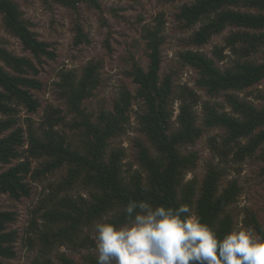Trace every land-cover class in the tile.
<instances>
[{
    "label": "trees",
    "instance_id": "16d2710c",
    "mask_svg": "<svg viewBox=\"0 0 264 264\" xmlns=\"http://www.w3.org/2000/svg\"><path fill=\"white\" fill-rule=\"evenodd\" d=\"M56 1L76 8L78 2L87 0ZM88 1L100 6L96 0ZM0 13L5 29L17 36L24 49L37 60L56 57L50 44L40 40L31 30L16 1L0 0ZM177 17L186 27L201 23L190 40L198 46L232 27L224 44L215 47L214 57L198 50H185L179 54L185 64L197 69V85L212 95L225 91L231 107V111H225L217 103L205 101L201 123L196 110L200 103L198 93L188 85H182L178 90L170 76L164 79L160 76L165 41L160 24L145 29L149 65L145 69L135 64L131 71L138 85L135 94L124 87L112 110H103L97 115L89 112L84 102L94 95L101 82L100 65L91 62L81 75L73 70L64 72L59 83L60 96L72 120L67 122L63 109L51 107L38 128L30 119L27 129L18 122L21 106L28 112H36L41 106L33 92L42 88V82L32 75L38 72L37 66L32 58L0 45V114L3 115L0 118V191L15 199L29 196V174L40 178L47 172L68 166L58 190L66 191L81 184L90 192L89 199L67 195L52 197V206L43 214L46 223L41 240L46 249L55 244L76 242L84 226L110 213L112 217L108 222H125V208L130 200L173 208L187 205L202 222L215 228L221 239L234 230V218L227 208L239 196L238 181L230 180L221 190L224 169L210 164L198 194L195 181H185V175L196 166L199 157L196 152H184L183 148L201 137L206 128L221 127L225 134L222 143L214 145V149L222 160L232 155V161L241 162L254 156L260 148V156L264 159V89L257 97L263 102L262 106L229 92L264 81V0H195L184 4ZM78 31L79 42L85 34L80 28ZM259 54H263L262 59L256 58ZM226 58H230L231 63L223 69L218 62ZM137 99L143 108L138 112L140 130L154 152L149 145L137 141V159L147 175L134 171L126 176L122 166L124 150H109V146L112 138L125 131L133 102ZM176 100L180 107L178 126L174 128L173 103ZM65 123L80 135L78 143L72 144L66 133L58 128ZM26 143L28 148L25 150ZM43 157L45 160L40 167L33 169L32 158ZM14 160L18 162L13 163ZM249 218L264 237L258 220ZM16 219V211L0 210V264L3 259L16 255L19 233L11 228ZM60 259L62 264H76L65 254ZM97 261L90 258L91 264H97ZM33 264L53 262L45 256Z\"/></svg>",
    "mask_w": 264,
    "mask_h": 264
},
{
    "label": "rangeland",
    "instance_id": "374dc122",
    "mask_svg": "<svg viewBox=\"0 0 264 264\" xmlns=\"http://www.w3.org/2000/svg\"><path fill=\"white\" fill-rule=\"evenodd\" d=\"M14 1L18 3L31 30L40 40L49 43L50 48L56 53L53 59L42 57L41 61L37 60L31 52L24 49L17 36L5 29L3 16L0 13V45L18 55L32 58L38 69V72L32 75L42 82L41 89L33 90L41 102L40 108L36 112H28L23 106L20 108L18 122L24 128H28V119L35 127H40L45 119L46 111L51 107L63 109L67 122H70L72 115L67 113L66 103L60 96L59 83L64 72L73 70L81 75L84 68L91 62L100 65L101 82L94 95L84 102L89 112L97 115L103 110H112L116 98L124 87L135 94L138 85L134 82L131 71L135 64L148 68L149 50L147 39L144 38L145 29L158 24L161 25L165 36L162 44L161 78L170 76L176 89L179 90L180 86L188 85L198 93L200 103L196 106V110L200 123L203 119L205 101L217 103L221 110L231 111L226 101V92L212 95L205 88L198 86L197 69L185 64L179 55L185 50H198L214 57L215 47L222 46L232 31V27H227L201 46L191 43L192 35L201 23L186 27L179 21L177 15L184 4L195 0H96L100 6L87 0L78 2L76 8L63 5L56 0ZM79 28L85 34V38L78 42ZM225 52L229 53V50L226 49ZM262 56L263 54H259L256 58L262 59ZM218 63L224 69L231 63V59L226 58ZM262 89H264V81L242 90L229 92L262 106L263 102L257 98ZM179 107L180 102L176 100L173 103L172 125L174 128L178 126ZM142 109L141 101L134 100L125 131L110 140L109 150L112 148L124 150L122 166L126 176L134 171L147 175L137 159V141L149 145L154 152L150 141L140 130L138 112ZM2 117L3 115L0 114V118ZM58 128L66 133L72 144L80 141L78 132L70 129L68 124L65 123ZM224 134L225 130L221 127L206 128L203 135L194 143L184 146V152H196L199 157L196 166L186 173L185 181H195L199 194L209 165L215 164L222 167L224 176L220 189L222 190L233 179L238 181L241 188L236 201L227 208V212L234 218V230L251 227L261 236L254 221L249 217H255L264 230V159L260 156L262 148L257 150L254 156L241 162L232 161V155L222 160L216 154L214 145L222 143ZM23 148L26 150L28 143ZM44 160L45 157L32 158V168L40 167V163ZM16 162L18 160L13 161V163ZM67 170L68 166H63L43 174L40 178H34L29 174L31 193L26 197L15 199L8 193L0 191V210L16 211L17 219L11 224V228L19 233L15 244L16 255L3 259L2 264H33L36 259L45 256H48L53 264H62L60 259L62 254L67 255L76 264H91V257L98 259L94 224L108 221L112 213L84 226L74 243L55 244L46 249L41 240L46 223L43 214L52 206L53 196L90 198L89 190L81 184H76L66 191L58 190L60 182L67 175Z\"/></svg>",
    "mask_w": 264,
    "mask_h": 264
},
{
    "label": "clouds",
    "instance_id": "9594fccd",
    "mask_svg": "<svg viewBox=\"0 0 264 264\" xmlns=\"http://www.w3.org/2000/svg\"><path fill=\"white\" fill-rule=\"evenodd\" d=\"M125 213L94 224L97 264H264V237L251 227L221 239L187 205L130 200Z\"/></svg>",
    "mask_w": 264,
    "mask_h": 264
}]
</instances>
